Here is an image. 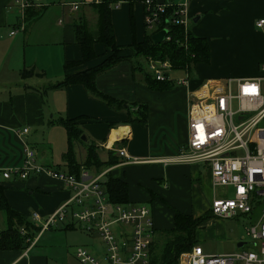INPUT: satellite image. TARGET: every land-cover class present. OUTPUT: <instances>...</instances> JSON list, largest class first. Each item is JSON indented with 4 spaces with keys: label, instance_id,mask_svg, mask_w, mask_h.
<instances>
[{
    "label": "crops",
    "instance_id": "0c3cea01",
    "mask_svg": "<svg viewBox=\"0 0 264 264\" xmlns=\"http://www.w3.org/2000/svg\"><path fill=\"white\" fill-rule=\"evenodd\" d=\"M90 1L44 0L46 4L40 9L41 13L28 22L27 29L19 36L17 32L10 33L16 23L15 13L10 8L12 0H0V168L21 166L22 148L26 143L33 148L37 163L48 167L54 166L60 171H62L60 167H64L63 172H67L63 160V154L67 149V135L64 127L56 120L61 117L85 116L79 123L87 141L93 142L99 150L106 152L103 160L107 158L109 149L118 159L116 164L103 171L110 170L114 177L127 182L129 204H149L147 206L151 209L154 226L153 240L160 244L161 235L164 238L162 232L174 224L171 208L194 217L210 209L203 210L202 207L196 206L181 178L184 173H188L191 165L201 163L159 161L173 156L178 145L187 141L188 90H193L197 84L208 79L250 78L263 72L264 26L257 27L256 22L264 18V0H187L184 18L188 29L194 35L207 39L210 57L208 63L199 62L194 65V77L186 86L169 84L163 89L150 88L144 79V73L148 72L147 64L135 72L131 67L132 63L127 59L99 73L96 86L103 94L129 104L133 102L146 104L148 120L145 124L135 122L125 124L124 121L129 116L126 105L120 109L112 108L89 96L80 84L54 88L42 95V88L62 80L64 61L78 60L81 57L73 26L77 19L84 18L88 21L96 17ZM152 1L156 5L174 6L184 2V0ZM81 2L85 3L80 4L78 9L71 10L69 4ZM51 4L59 7L62 16L72 14L70 19L72 21H66L59 39L51 29H45L35 35L31 31L32 25L41 21L44 10ZM144 9L143 0H120L118 6H111V21L118 45H129L133 37L138 42L144 39L149 32L144 24ZM79 10L81 15L73 17V13ZM57 22L58 25L62 24L64 19L59 18ZM100 45L102 44H94L97 54L98 51L102 52ZM122 52L121 55L124 56ZM125 52L129 54L128 50ZM106 53L108 50L104 54ZM103 57L105 56H102V59ZM102 59L86 62L81 67H75V71L96 66ZM145 61L147 63V59ZM23 68H33L44 75L24 78L20 74ZM180 72L182 73L175 70L173 77L182 76ZM130 111L133 109L130 108ZM110 123L118 125L111 128ZM23 128H28V131L24 133ZM33 129L35 132L41 130L45 134L42 140L37 141L34 138L35 134H31ZM119 129L126 136L124 143L119 147L126 149L125 152L130 156L128 160L114 150L116 148L114 143L120 142V139L115 137L110 142L112 133L117 134ZM17 130L21 132L18 134ZM163 131L173 139V147L168 142L164 143L163 140L167 136H164L166 132L163 134ZM77 147L79 144L75 150ZM85 154L86 151L84 157ZM132 158L136 161H132ZM207 175L212 185L209 170ZM0 181L6 186L5 196L9 204L28 217L32 213L30 210H35L33 212L40 216V220L35 222L38 225L71 196L69 191L64 189L66 186L64 182L47 174H30L23 180L12 176ZM213 216L215 215L212 214L211 217ZM211 217L201 223L207 231L200 235L194 233L197 244L204 252L224 254L247 249L243 245L251 247L254 245L252 242L246 244L236 236L224 237L219 233V240L231 245L230 251L218 252L219 249L211 243L216 242L215 238L208 233V229L212 227ZM46 231L36 236L27 250H0V264H58V257L44 249V246L53 247V250L59 247L50 241L52 238L43 237ZM43 238L45 241L39 243ZM85 242L95 246L91 239L87 238ZM38 244L41 246L35 249ZM103 254L104 261L106 248ZM76 260L83 264L77 258ZM65 262L77 264L68 258Z\"/></svg>",
    "mask_w": 264,
    "mask_h": 264
},
{
    "label": "built area",
    "instance_id": "2783aa9c",
    "mask_svg": "<svg viewBox=\"0 0 264 264\" xmlns=\"http://www.w3.org/2000/svg\"><path fill=\"white\" fill-rule=\"evenodd\" d=\"M102 0H91L98 3ZM118 6L120 0H107ZM81 3L69 4L71 10ZM144 24L150 33L159 31L161 15L171 4H155L143 0ZM43 0H12L10 8L17 25L11 34L25 31L29 8H42ZM187 0L174 9L170 22L181 25L184 33L188 25L184 18ZM264 26V18L256 22ZM164 40H169L168 29ZM161 29V30H162ZM151 76L159 82L187 85L188 75L174 76L169 60L147 58ZM255 77L213 78L188 90L187 141L178 145L173 156L162 158L164 163H201L209 170L213 187H232L229 198H213L210 210L213 215L236 218L247 215L251 223L246 233L254 244L251 248L224 254H209L197 244L179 255L178 264H264V68ZM28 128H23L27 132ZM21 131L17 130L19 134ZM21 166L0 168V179L30 174H47L58 179L74 192L46 218L41 231L58 223H74L88 234L97 233L106 248L104 261L99 260L84 247L75 249L76 258L83 264H149V246L153 240L154 226L151 209L144 204H112L108 202L101 185L103 174H90L81 170L79 177L36 162L32 147L24 143ZM126 157L124 147L114 148ZM132 161H136L132 158ZM257 211V215L252 214ZM38 222L37 212L30 214Z\"/></svg>",
    "mask_w": 264,
    "mask_h": 264
},
{
    "label": "trees",
    "instance_id": "16d2710c",
    "mask_svg": "<svg viewBox=\"0 0 264 264\" xmlns=\"http://www.w3.org/2000/svg\"><path fill=\"white\" fill-rule=\"evenodd\" d=\"M91 8L96 13L95 29L91 30L84 18L74 21L75 41L80 46L81 57L78 60L64 61L62 80L42 88V95L54 88H61L75 83L80 84L86 89L89 96L100 100L112 108L120 109V107L126 105L129 110V116L124 121L125 124L132 122L145 124L148 120V107L146 104L137 102L129 104L123 100H116L103 94L96 86V78L99 73L127 59L121 55L122 50L130 48L133 56H142L144 59L151 57L153 59L169 60L175 70L186 72L187 75L191 72L193 73V67L196 63L209 62L210 50L207 39L194 35L189 29L184 33L181 25L172 24L170 22V15L174 9H172L171 5L165 7V13L161 15L159 24L160 30L162 28L168 29L169 40L154 43L150 38L152 33L148 32L142 41L138 42L133 37L131 43L127 46L118 45L115 41L110 2L102 0L98 3H92ZM40 9L29 8L27 10L26 25H28V22L32 18H36L41 13ZM131 23L133 33V21ZM16 25L17 22L15 23ZM95 43L103 44L108 49V53L105 54V57H103L98 65L75 71V67L89 62L98 56L94 49ZM137 64L131 66L134 71L142 69ZM20 74L24 78L32 75H44L43 72H38L33 68H23L20 70ZM144 79L150 88L163 89L172 84L171 82L156 81L149 71L144 73ZM130 108L133 111H130ZM84 117H61L56 120L64 127L67 135V149L63 154L67 173L76 177H79L81 170H93L99 173L104 169L110 168L118 161L117 156H115L112 150H107V158L103 160L100 158L99 153H97L98 146L93 142L89 144L87 141L81 140V135L84 132L79 121ZM117 125L118 123L109 124L111 128ZM123 143L124 141L120 140V142L116 141L114 144L118 148ZM77 144H83L86 147L85 157L81 161H78L75 155ZM101 185L108 202L112 204L129 203L127 182L122 178L114 177L110 170L103 174ZM5 190L6 186L0 181V212L4 216V225H0V250H27L34 238L41 231V226L36 224L27 215L12 207L6 199ZM171 209L174 224L170 229L162 232L164 238L160 244L152 240L149 246V264H178L179 255L197 245L198 242L194 234L196 229L204 220L212 216L210 209L197 217L174 208ZM61 224H63V228L61 229L64 230L79 228L74 223Z\"/></svg>",
    "mask_w": 264,
    "mask_h": 264
},
{
    "label": "rangeland",
    "instance_id": "374dc122",
    "mask_svg": "<svg viewBox=\"0 0 264 264\" xmlns=\"http://www.w3.org/2000/svg\"><path fill=\"white\" fill-rule=\"evenodd\" d=\"M44 2V0H43ZM44 4H46L44 2ZM43 18L41 19V21H39V23H37L36 25H32L31 27V31H33V35L38 34L40 31H43L45 29H51L53 32L56 33V37L57 39H59L60 34H61V29L64 26V24L66 23V21H72L71 19V15L72 14H66L63 15L61 14V11L59 9L58 6L56 5H49V7H47L44 12H43ZM78 15H81V11H76L73 13V17H76ZM68 16V18L66 17ZM64 19V23L62 20V24L58 25V19ZM89 27L91 28V30L95 29L96 27V17L94 16V18H91L90 20L87 21ZM24 31L20 30L17 33H19V36H22V33ZM42 39V38H41ZM102 48V52L100 53L98 51V56L96 59L92 60L91 62L97 60V59H102V56H105V51L108 50L103 44L100 45ZM128 50L129 54H127L125 51ZM130 48H125L124 50H122V54L124 56H127L125 58H127V60H130V62L132 63V65H136L137 63L141 66V67H145V65L147 64L145 59L142 56H133V53L131 54L130 52H132V50L130 51ZM131 54V55H130ZM86 64V63H85ZM84 64L78 66L81 67ZM77 67V68H78ZM135 72H137V70H135ZM180 74L182 76L185 75L184 72H180ZM193 73L191 72L188 75V81L190 82V80L193 78ZM202 83V82H201ZM200 84V83H199ZM197 84V86L199 85ZM196 86V87H197ZM195 87V88H196ZM98 100V99H97ZM100 101V100H98ZM101 102V101H100ZM103 103V102H102ZM38 132H35V130L33 129L31 134H35L34 138L37 141H40L43 139V132L41 130H37ZM166 131H163V134ZM164 136L167 137L163 140L164 143L167 144V142L171 145V147H173V139L170 138L167 134V132L165 133ZM99 153V155L101 156L102 159L105 158V151L103 150H99V148L97 149ZM86 151V147L83 144H79V147L76 148L75 153H76V157L77 159L80 161L83 157H84V152ZM52 168H55L54 166H50ZM59 167V166H58ZM60 169L63 171L64 167H60ZM94 169V168H92ZM88 172L92 175H94L96 172H94L93 170H88ZM207 168L206 166L204 167L203 164H197L195 166H192L188 169V173H184L185 175H182L181 178H183V182L186 186L187 192L188 194H190V197H192V200L196 203V206L198 207H202L203 210L205 209H209L210 208V204L213 198H229L232 197L233 195V188L228 186V187H222V186H217L215 188L212 187L211 182L209 180V177H207ZM169 184V182H167ZM66 190L69 191V194L72 195L73 194V190L70 187H66L64 186ZM147 205L149 206V204L147 203ZM35 210H30V212H33ZM207 211V210H206ZM257 211H255L252 214V217H255V215H257ZM31 219V217H29ZM211 219V225L212 227L208 229V233L209 235H212L213 238H215L216 242H211L213 244L214 247L218 248V252H227L230 251V245L231 243L228 242H222L220 239V237L218 236L219 233L223 234L224 237H235L240 239V241L248 244L251 242L250 237L247 235L246 233V227L249 226V224L251 223V218L247 215H239L236 218H224V217H217V216H213L210 218ZM46 221V219L42 220V223H44ZM41 223V224H42ZM0 225H4V216L2 214V212H0ZM63 228L61 223L57 224L56 226H52L51 229H47L46 233L44 234V238H52L50 239V241L54 242L56 245H59V247L57 249L53 250V247H47L44 246L45 251H48V253H52V255L55 257H58V264H66L65 259L68 258L69 260L75 261L77 264L78 261L75 258V249L77 247H83L86 248L88 250V252L90 254H92L93 256H95L96 258H98L99 260L103 261V256H104V252H105V245L103 243V241L101 240L100 236L97 233H93V234H87L86 232H84L82 229L80 228H73V229H61ZM205 231H207V228H205L204 224L202 226V224L196 229V235H200L202 233H204ZM49 236V237H46ZM40 239L41 241L39 243H42L43 241H45V239ZM88 239H91V241L93 242L92 244H94L95 246H90L89 244H87L85 241ZM161 238L163 240V235H161ZM161 240V242H162ZM218 240V241H217ZM160 242V243H161ZM86 243V245H85ZM41 246V244L36 245L35 249ZM245 246V248H249L251 247L250 245H243ZM235 247V245H234ZM236 248V247H235ZM241 249V248H240Z\"/></svg>",
    "mask_w": 264,
    "mask_h": 264
},
{
    "label": "water",
    "instance_id": "95a60500",
    "mask_svg": "<svg viewBox=\"0 0 264 264\" xmlns=\"http://www.w3.org/2000/svg\"><path fill=\"white\" fill-rule=\"evenodd\" d=\"M167 31L165 29L159 30L151 35V40L154 43H160L164 40V37L166 35ZM116 137L119 138L120 140H124L126 138L125 134L120 132V129L116 132ZM81 140L87 141V137L85 134L81 135ZM90 144V141H87Z\"/></svg>",
    "mask_w": 264,
    "mask_h": 264
},
{
    "label": "bare ground",
    "instance_id": "6f19581e",
    "mask_svg": "<svg viewBox=\"0 0 264 264\" xmlns=\"http://www.w3.org/2000/svg\"><path fill=\"white\" fill-rule=\"evenodd\" d=\"M120 132H122V131H120ZM115 137H116V134H115V132H113L112 135L110 136V142H112V140H114Z\"/></svg>",
    "mask_w": 264,
    "mask_h": 264
}]
</instances>
